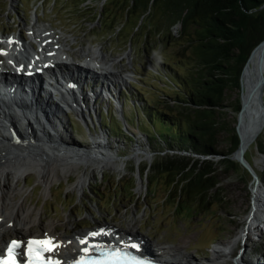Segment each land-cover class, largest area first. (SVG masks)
I'll list each match as a JSON object with an SVG mask.
<instances>
[{
    "label": "rangeland",
    "instance_id": "374dc122",
    "mask_svg": "<svg viewBox=\"0 0 264 264\" xmlns=\"http://www.w3.org/2000/svg\"><path fill=\"white\" fill-rule=\"evenodd\" d=\"M129 1L0 0V33L19 36L20 29L26 23H32L34 12H37L39 25L69 38V50L80 55L83 49L103 47L106 54L115 57L112 59L119 58L117 66L124 69L121 75L120 72L118 74L121 85L117 91L121 106L111 101L109 95H104L103 102L97 107L100 112L97 116L68 110L66 123L71 138H68L70 142L62 143L68 147L83 148L102 139L103 145L108 140L110 152L119 159V167L116 164L80 166L68 174L67 169L62 171L59 167L57 179L47 190L38 174L28 171L19 180L27 204L38 209L45 222L58 224V230L67 236L75 232L86 234L98 226L107 225L113 228L110 233L116 230L122 232L123 226L134 221L136 235L143 238L155 253H158V247H178L188 257L186 264H211L209 260L214 249L223 254L229 251L223 245L234 239H238L235 254H244V264H264V207L258 211L263 222H259L257 228L252 227L247 235L243 233L255 210L254 192L258 186H262L261 191L264 190V162L259 163L264 160V128L245 153L244 159L252 170L236 154L231 155V160L239 165V169L227 173L226 167L219 168L221 183L210 193L209 202L198 205L188 199L178 200L175 196H168L166 175L154 173L149 168L162 155L175 152H154L156 141L149 139L147 121L143 120L141 112L149 102L157 104L160 100L171 101L168 97H173L174 89L170 85L165 63H173L185 50L179 39L182 27L180 24L173 27L167 25L165 20H161L159 8L142 24L140 10H132L125 18ZM104 71L107 75V70ZM107 76L111 78L109 74ZM243 90L241 92L240 89V98ZM236 96V92L229 93L228 105L233 104ZM239 112L236 113L230 106L219 114L218 120L228 128L235 126L238 130ZM137 113L141 115L138 117ZM105 121L119 127L114 130ZM158 130L163 129L158 127ZM30 131L34 132V128ZM46 131L51 137L55 136L53 130ZM231 137L228 133L219 135V152L230 153ZM139 148L143 150L140 152L141 159L133 157ZM187 156L193 162L210 159L218 167L225 166L221 165L224 157ZM123 159L124 162H121ZM84 170L89 176L88 181L84 189L77 188ZM139 180L142 181L141 187ZM31 234L42 235V230L36 227ZM209 243L216 246H209ZM223 260L235 264L231 256Z\"/></svg>",
    "mask_w": 264,
    "mask_h": 264
},
{
    "label": "bare ground",
    "instance_id": "6f19581e",
    "mask_svg": "<svg viewBox=\"0 0 264 264\" xmlns=\"http://www.w3.org/2000/svg\"><path fill=\"white\" fill-rule=\"evenodd\" d=\"M35 17L36 20L33 23H27L23 27L25 30L20 29L19 37L15 34L6 35V33L0 35V63H2L0 67H16L26 73L37 68L48 73L50 71L48 66L54 54H57L55 57H61L64 53L67 55L76 54L72 49H68L71 43L67 36L54 32L45 25H39L40 20L37 15ZM80 55L87 58L92 64L102 66L99 68L107 70L111 78L102 77L105 74L98 76V71L95 75L93 71L92 73H83L79 68L73 66L67 67L69 69L63 67L60 69L58 77L54 78L57 84L55 88L58 90L55 95L43 85L42 89H46L44 92L47 96L39 93L41 91H38L39 87L27 90L26 81L12 83L14 86H9L8 95L2 96L3 93L0 92V248H5L12 238L33 237L31 232L38 227L46 237H50L57 244L54 255L64 260H69L77 255L84 247L80 241L84 240L88 233L78 235L79 233L75 232L67 236L58 230V224L53 221L45 222L37 211L38 209L35 210L27 204L24 197L25 192L19 186V180L28 171H34L47 190L46 188H51L52 183L57 179L59 167H62V171L67 169L66 174L80 166L87 168L91 165L116 164V167H119V159L110 152L111 147H108V140L105 141L107 145L104 142L102 145V141H104L102 139L96 141L100 142V145L95 143L94 146L75 147L76 149L62 144L70 142L68 138H71V134L68 136L69 125L66 123V111L60 104L55 103L53 97H58L61 104L70 107L67 98L68 95H71L74 100L71 105H76L83 111L86 109L84 112L92 116L100 114L97 107L103 102L104 95H109L111 101L121 106L120 95L117 91L118 86L121 85L118 74L120 72L121 75L124 69L117 66L120 63L119 58L112 59L115 57L106 54L103 47L83 49ZM263 61L262 53L257 50L251 56L247 73L242 79L244 94L242 95L243 105L239 113L238 124L242 143L235 154L241 162L247 165L248 162L244 159L245 153L264 128V107L259 103L258 97L254 96V85ZM34 76H37L35 72ZM76 111L80 113L79 109ZM32 120L37 124L38 132L27 131L32 125ZM26 121L28 127L24 126ZM48 129L53 130L55 138L47 133ZM141 151L143 150L139 148L137 154L132 156L141 159ZM121 162H124V159ZM263 162L264 160L259 163ZM249 167L251 168V166ZM88 178L89 176L84 170L79 177L77 188L84 189ZM141 186L142 181L139 180V187ZM261 187L258 186L254 192L255 210L250 216L248 227L245 226L243 230L246 235L248 231L252 230V227L257 228L259 222H263L258 216V211L264 207V190L261 191ZM107 226V229L104 230L106 233L107 231L110 233L113 228ZM136 227V222L131 221L126 227L123 226L122 232L116 230L109 236L120 240L126 238L127 233L136 236ZM107 235L102 237L108 238ZM237 245L238 239H234L223 245V247H227L228 252L221 254L215 250L209 263L231 264L230 261L223 260L228 256L234 258L232 262L235 264L246 263L244 254H235ZM145 246L144 242V248ZM156 246L158 247V245ZM158 251L161 252L162 257L170 259L176 264H186L188 260L184 251L178 247L169 249L158 247Z\"/></svg>",
    "mask_w": 264,
    "mask_h": 264
},
{
    "label": "trees",
    "instance_id": "16d2710c",
    "mask_svg": "<svg viewBox=\"0 0 264 264\" xmlns=\"http://www.w3.org/2000/svg\"><path fill=\"white\" fill-rule=\"evenodd\" d=\"M132 10L142 11L141 24L158 11L167 25L182 27L179 39L185 50L173 63H165L173 97L149 102L143 112L149 139L156 141L154 152L175 153L164 154L147 167L166 175L168 196L203 205L221 183L219 168L226 167L227 173L239 169L230 158L242 143L239 127L238 134L235 126L228 128L218 116L230 106L236 113L242 110L241 74L253 50L264 41V0H130L125 18ZM232 92L237 96L228 105ZM222 133L232 136L228 154L217 150ZM191 154L224 157L225 166L210 159L193 162L187 156Z\"/></svg>",
    "mask_w": 264,
    "mask_h": 264
},
{
    "label": "snow or ice",
    "instance_id": "6c2138e0",
    "mask_svg": "<svg viewBox=\"0 0 264 264\" xmlns=\"http://www.w3.org/2000/svg\"><path fill=\"white\" fill-rule=\"evenodd\" d=\"M100 233L93 232L92 236H97ZM81 243H85L84 240L80 241ZM13 248L19 247L18 242H12ZM29 252L33 251L34 246H40L44 251H51L54 247L52 240H30L28 241ZM133 248L136 245H132ZM12 249H9L11 253ZM85 253H89V248H84ZM0 264H14V261H0ZM47 264H59V261H48ZM76 264H146V261L137 259L135 256L130 255L126 251L120 249H107L102 252L101 258H81L76 261Z\"/></svg>",
    "mask_w": 264,
    "mask_h": 264
},
{
    "label": "water",
    "instance_id": "95a60500",
    "mask_svg": "<svg viewBox=\"0 0 264 264\" xmlns=\"http://www.w3.org/2000/svg\"><path fill=\"white\" fill-rule=\"evenodd\" d=\"M260 50V52L263 55V60H264V41H262L251 53V56L257 51ZM251 56L249 57L247 63L245 64L242 74H241V81L243 79V77L245 76V74L247 73V67H248V63L251 59ZM254 96L258 97L259 103L264 107V61L262 64V67L260 69V71L258 72L257 75V80H256V84L254 85ZM242 102V99H241ZM243 105V104H242ZM238 132V130H237ZM239 133V132H238Z\"/></svg>",
    "mask_w": 264,
    "mask_h": 264
}]
</instances>
